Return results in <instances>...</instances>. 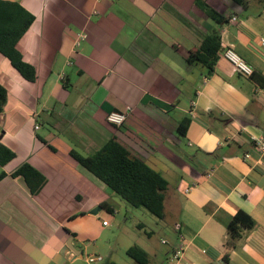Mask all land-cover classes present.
I'll return each mask as SVG.
<instances>
[{
	"label": "crops",
	"instance_id": "1",
	"mask_svg": "<svg viewBox=\"0 0 264 264\" xmlns=\"http://www.w3.org/2000/svg\"><path fill=\"white\" fill-rule=\"evenodd\" d=\"M16 1L35 15L17 46L37 77L0 52V143L15 154L0 164V264H76L118 219V194L71 154H93L111 137L169 181L155 222L167 249L155 264H264V155L254 143L264 137V0H249L246 13L232 0ZM208 5L228 22L213 20ZM214 31L222 48L209 72L188 55ZM114 111L125 121L110 122ZM24 163L45 177L36 193L13 175ZM240 209L256 224L228 247ZM180 234L189 244L173 263ZM110 252L103 264L117 262Z\"/></svg>",
	"mask_w": 264,
	"mask_h": 264
},
{
	"label": "trees",
	"instance_id": "2",
	"mask_svg": "<svg viewBox=\"0 0 264 264\" xmlns=\"http://www.w3.org/2000/svg\"><path fill=\"white\" fill-rule=\"evenodd\" d=\"M246 8L249 0H232ZM207 14L216 22L224 24L228 18L208 5ZM35 15L16 0H0V52L8 57L13 66L28 80L37 77L36 67L27 62L18 49V42L29 29ZM222 48L221 34L214 31L208 34L199 46L188 55L190 62L205 65L212 72ZM254 77V76H253ZM7 88L0 82V113L4 110L7 99ZM190 119L184 118L179 125L181 134H185ZM72 156L89 171L94 173L107 186L133 207H143L157 218L165 214V199L169 181L158 170L151 167L144 159L132 153L116 137H111L98 151L83 155L76 150ZM14 152L0 143V164L7 163L14 157ZM6 172L0 171V180ZM14 176H22L32 193L38 192L45 182L44 175L31 164L24 163L13 172ZM255 220L244 210H238L227 224V246L233 247L235 241L242 236L245 228H253ZM126 253L136 264H149V253L137 245L127 248ZM109 264H120L111 261Z\"/></svg>",
	"mask_w": 264,
	"mask_h": 264
},
{
	"label": "rangeland",
	"instance_id": "3",
	"mask_svg": "<svg viewBox=\"0 0 264 264\" xmlns=\"http://www.w3.org/2000/svg\"><path fill=\"white\" fill-rule=\"evenodd\" d=\"M243 9L240 7L241 12L246 13V10ZM117 200L121 203V206L117 207L119 211L114 214L118 216V219L115 222L112 221V225L98 239H92L87 243V248L84 249V257L77 258L76 264H103L101 261L89 263L86 257H88V254L90 256L100 254L108 258L111 253L110 251L114 253V257L118 263L136 264L126 251H124V246L127 243H132V245H137L146 250L153 257V261L150 264H155V257L158 255L159 258L164 259L167 247L161 241L165 237V234L155 223H161V220L143 207H133L120 199V197ZM125 207L131 208L130 210L132 212L127 214V219H125L124 214ZM141 222H144L146 227H140L139 224ZM152 230L153 233H149ZM125 258L128 259V262Z\"/></svg>",
	"mask_w": 264,
	"mask_h": 264
},
{
	"label": "built area",
	"instance_id": "4",
	"mask_svg": "<svg viewBox=\"0 0 264 264\" xmlns=\"http://www.w3.org/2000/svg\"><path fill=\"white\" fill-rule=\"evenodd\" d=\"M86 36H87L86 34H82L81 37L83 38ZM261 40L264 43V38H262ZM224 55L234 63L235 68L237 70L242 71L246 74L252 73V71H253L252 67L239 54H237L233 49L228 48L225 51ZM126 117H127V112H115L114 111V112H111L108 114L107 119L110 122L121 124L122 122L125 121ZM254 143H255V146L258 148V150L262 153V155H264V137L255 138ZM245 156L249 157L250 155L247 153V154H245ZM190 189H191V187H187L186 191L188 192ZM103 225H108V221L104 220ZM180 238L181 239H180L179 246L173 250V252L169 258L170 262L177 263L181 259V257L184 255L185 249L189 244V242L186 241L183 234H180ZM103 259H104L103 256L97 255V254L92 255V256L89 255L87 257V261L89 263L94 262V261H102Z\"/></svg>",
	"mask_w": 264,
	"mask_h": 264
},
{
	"label": "water",
	"instance_id": "5",
	"mask_svg": "<svg viewBox=\"0 0 264 264\" xmlns=\"http://www.w3.org/2000/svg\"><path fill=\"white\" fill-rule=\"evenodd\" d=\"M71 248L75 249V250H78L76 249L75 247L71 246ZM65 249H67V247H64V250H61L59 253L60 255H64L65 254ZM79 251V250H78Z\"/></svg>",
	"mask_w": 264,
	"mask_h": 264
}]
</instances>
